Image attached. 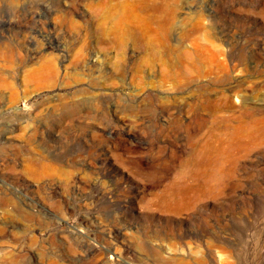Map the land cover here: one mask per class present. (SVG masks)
Instances as JSON below:
<instances>
[{"label":"rangeland","instance_id":"1","mask_svg":"<svg viewBox=\"0 0 264 264\" xmlns=\"http://www.w3.org/2000/svg\"><path fill=\"white\" fill-rule=\"evenodd\" d=\"M150 1L0 0V264H264V0Z\"/></svg>","mask_w":264,"mask_h":264},{"label":"bare ground","instance_id":"2","mask_svg":"<svg viewBox=\"0 0 264 264\" xmlns=\"http://www.w3.org/2000/svg\"><path fill=\"white\" fill-rule=\"evenodd\" d=\"M150 0H142V5L140 7V9H136L132 6L127 5V10H128V17H130L131 19V23L133 24V28H135L140 34V36L146 40L147 42H149V38H153L155 39V33L156 31L153 28V25H155V28H159V22L156 18H154L152 16L151 12V4H149ZM151 2V1H150ZM127 16V15H126ZM157 17V16H156ZM134 29V30H135ZM138 35V34H137ZM139 36V37H140ZM42 44V43H41ZM10 46V45H9ZM16 47V46H15ZM9 48V47H8ZM8 50V49H7ZM17 50V49H16ZM2 52V51H1ZM12 52V51H11ZM19 55V54H17ZM2 56V55H1ZM12 59V58H11ZM4 60V59H2ZM10 61V60H9ZM8 61V63H9ZM16 62V61H15ZM22 63V62H21ZM10 64V63H9ZM12 64V63H11ZM263 118V117H262ZM262 121V120H261ZM259 122V121H258ZM262 123V122H261ZM260 123V125H261ZM259 124V123H258ZM27 172L29 174H32L33 177H39L40 174L42 173H46L45 170L43 168H41L40 170H36L33 169L32 167L28 166L27 167ZM11 201V200H10ZM199 230V229H198ZM166 231V230H165ZM198 232V231H197ZM242 233V232H241ZM197 234V233H196ZM204 234V233H203ZM202 233L200 235H197L196 239L197 242L199 240H203L204 237H207L208 235H203ZM194 235V234H193ZM191 235V236H193ZM213 235V234H212ZM212 235L207 237L206 239H209L210 237L212 238ZM219 235V234H218ZM241 235V234H240ZM243 235V234H242ZM157 237V236H156ZM216 238V237H215ZM195 239V241H196ZM142 240V239H141ZM162 240V239H161ZM166 242H167V246L166 249H168V251L170 252H180L182 251L181 246L184 244L183 241L180 239L179 241L176 240L175 236L173 235V233H168V236H166ZM205 240V239H204ZM140 241V240H139ZM213 241V240H212ZM224 241V240H222ZM200 242V241H199ZM160 243V242H159ZM191 243V242H190ZM157 244V242H156ZM165 244V243H164ZM199 244V243H198ZM222 244V243H220ZM151 246V245H150ZM153 246V243H152ZM156 246V245H155ZM178 246V247H177ZM200 246V245H199ZM213 246V245H212ZM141 250H142V259L140 261V264H203V261L201 258H197V257H193L191 255L187 256H177V255H170V256H163L164 253H167L164 249V247L162 245H157V248L155 247V249L153 251V255H155L154 259H151V255L152 253L149 252V249L146 246L145 240L141 242L140 244ZM139 247V248H140ZM151 248V247H150ZM184 248V247H183ZM207 248V247H206ZM221 248V247H220ZM226 248L229 250H232V244H228L226 245ZM94 248H92L93 250ZM223 249V248H222ZM224 250V249H223ZM227 250V251H228ZM109 250H107L108 252ZM115 251V250H114ZM188 251V250H187ZM208 251V250H207ZM210 251V250H209ZM212 251V250H211ZM237 251V250H236ZM111 252V251H110ZM109 252V253H110ZM117 253V251H116ZM119 253V252H118ZM179 253V254H180ZM185 253V252H184ZM232 253V252H231ZM107 254V253H106ZM113 254V253H112ZM115 254V253H114ZM210 254V253H209ZM120 258V257H119ZM105 263V262H104Z\"/></svg>","mask_w":264,"mask_h":264}]
</instances>
